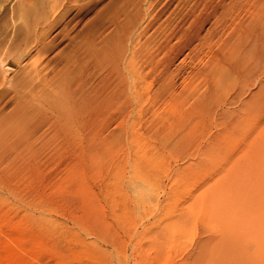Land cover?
I'll use <instances>...</instances> for the list:
<instances>
[{
    "label": "rangeland",
    "instance_id": "1",
    "mask_svg": "<svg viewBox=\"0 0 264 264\" xmlns=\"http://www.w3.org/2000/svg\"><path fill=\"white\" fill-rule=\"evenodd\" d=\"M196 1L0 0V122L20 118L16 80L32 83L43 66L40 77L58 76L74 52L84 56L77 84L94 75L106 90L93 145L20 159L0 147V264H264V55L257 77L220 75L243 33L260 37L264 0H200L197 16ZM209 94L212 114L197 115Z\"/></svg>",
    "mask_w": 264,
    "mask_h": 264
},
{
    "label": "bare ground",
    "instance_id": "2",
    "mask_svg": "<svg viewBox=\"0 0 264 264\" xmlns=\"http://www.w3.org/2000/svg\"><path fill=\"white\" fill-rule=\"evenodd\" d=\"M202 1V0H201ZM208 1V0H207ZM233 1V0H232ZM241 1V0H240ZM240 1H238L240 3ZM206 2V1H205ZM234 2V1H233ZM238 2H236V8H238L237 6H240V5H237ZM244 2V0H243ZM194 5H192V13L195 14V11L197 9L198 6H196L197 4H200V0H197L196 2H193ZM154 4V3H153ZM188 4V3H187ZM234 4V3H233ZM233 4H232V9H234L233 7ZM152 5V4H151ZM150 5V7H151ZM206 5V4H205ZM153 8V7H152ZM156 8V7H154ZM189 8V7H188ZM206 8V7H205ZM230 8V7H229ZM211 9V8H210ZM152 10V9H151ZM207 10V9H206ZM238 10V9H237ZM213 11V10H212ZM240 11V10H239ZM155 12V11H154ZM228 12V11H226ZM156 13V12H155ZM197 13V11H196ZM210 13V12H209ZM229 13V12H228ZM238 13V12H237ZM149 14V13H148ZM153 14V13H152ZM151 14V15H152ZM150 15V14H149ZM186 15V14H185ZM196 15V14H195ZM231 16L233 14H230ZM155 16V15H153ZM153 16H151L153 18ZM163 16V15H162ZM197 16V15H196ZM201 16V15H200ZM240 16V15H239ZM156 17V16H155ZM154 17V18H155ZM185 17V16H184ZM208 17V16H207ZM206 17V18H207ZM137 18V17H136ZM159 18V17H158ZM198 18V17H197ZM235 18V17H234ZM238 18V17H237ZM157 19V18H156ZM178 19V18H177ZM176 19V20H177ZM192 19V18H191ZM175 20V21H176ZM183 20V19H182ZM193 20V19H192ZM206 20V19H205ZM238 20V19H237ZM241 20V19H240ZM239 20V21H240ZM151 21H154L151 19ZM159 21V20H158ZM235 21V20H234ZM91 22V21H90ZM133 22V21H132ZM179 22V21H178ZM182 22V21H181ZM224 22H226L224 20ZM256 23L260 24V28H261V34H260V37H256L255 36V33H254V29H252V31L250 33H247V31L245 33H243V37L242 35L240 37L241 40L243 41L244 43V46H242L241 48H239L240 50V53H242V57L238 54V57H232L234 58L233 60H231L233 63L231 64H227L226 65V72L223 73L221 72V76L222 75H226V82L228 81L227 79H232L234 81H248L250 80V78H254V76L256 75V73L254 72L257 68V65L259 63V59L262 58V56L264 55V46L260 45L258 46L256 43H259V41L261 40H264V11H262V13H260V16L255 20ZM147 23V22H146ZM196 23V22H194ZM233 24L235 22H232ZM238 23V22H237ZM153 24V22L151 23ZM175 24V23H174ZM177 24V23H176ZM175 24V25H176ZM232 24V25H233ZM242 24V23H241ZM134 25V24H133ZM132 25V26H133ZM150 25V23L148 24V26ZM171 25V24H170ZM193 25V24H191ZM201 25V24H200ZM235 25V24H234ZM248 25V24H247ZM151 26H154V25H151ZM150 26V27H151ZM178 26V25H177ZM239 26V25H238ZM171 27V26H170ZM168 27V28H170ZM179 27V26H178ZM201 27V26H198V28ZM232 27V26H230ZM241 26H239L238 28H240ZM154 28V27H152ZM197 28V27H196ZM197 28V29H198ZM244 27H242L243 29ZM246 28V27H245ZM244 28V29H245ZM171 29V28H170ZM147 30H149V28H147ZM168 30V29H167ZM179 30V29H178ZM177 30V31H178ZM238 30V29H237ZM124 31V30H123ZM144 32H146V29L145 30H142ZM150 31V30H149ZM177 31H175L176 33H178ZM199 31V30H198ZM196 31V32H198ZM232 31V30H231ZM89 32V31H88ZM134 32V31H133ZM161 32V31H160ZM165 32V31H164ZM168 32V31H167ZM171 32V31H170ZM174 32V33H175ZM194 32V31H193ZM243 32V31H241ZM240 32V33H241ZM169 33V32H168ZM237 33V31H236ZM235 33V34H236ZM140 35L143 34V33H139ZM138 34V36H139ZM145 34V33H144ZM149 34V33H148ZM160 34V33H159ZM87 35V34H86ZM137 35V34H136ZM167 35V34H166ZM173 35V34H172ZM171 35V36H172ZM219 35V34H218ZM79 36V35H78ZM93 36V35H92ZM134 36V34H133ZM132 36V37H133ZM145 36V35H144ZM163 36H165V34H163ZM44 37V36H43ZM90 37V36H89ZM167 37H170V34H168ZM238 36H236L237 38ZM42 38V37H41ZM88 38V37H87ZM86 38V39H87ZM159 38V37H158ZM172 38V37H171ZM174 38V37H173ZM233 38V37H232ZM231 38V39H232ZM136 39V38H135ZM166 40V38H164ZM169 38H167L168 40ZM192 39V38H191ZM190 39V40H191ZM228 39V37H227ZM230 39V38H229ZM240 39V38H239ZM42 40L44 41V39L42 38ZM151 40V39H149ZM38 41V40H37ZM40 41V40H39ZM148 41V40H147ZM229 41V40H228ZM241 41V42H242ZM85 42V41H84ZM89 42V41H87ZM167 42V41H166ZM188 42V41H187ZM237 42V41H236ZM139 43V42H138ZM148 43V42H147ZM146 43V44H147ZM150 43V42H149ZM157 43V42H156ZM36 44V43H35ZM40 44V42H39ZM47 44V43H46ZM145 44V45H146ZM235 44V43H234ZM242 44V43H241ZM51 45V44H50ZM89 45V44H88ZM91 45V44H90ZM128 45V44H127ZM139 45V44H138ZM142 46V44H140ZM155 45V44H154ZM161 45V44H160ZM238 45V44H237ZM42 46H43V42H42ZM79 46V45H78ZM93 46V45H92ZM149 46V45H148ZM162 46V45H161ZM160 46V47H161ZM240 46V45H238ZM46 47V46H45ZM43 46V48L41 47V51L39 49V54L46 51L47 48H45ZM49 47V46H48ZM91 47V46H89ZM95 47V46H94ZM145 47V46H144ZM250 47V49L248 48ZM77 48V47H76ZM84 48V47H79V50L81 51V49ZM119 48V47H118ZM124 48V47H123ZM129 48V47H128ZM151 48V47H150ZM162 48V47H161ZM166 48V46H165ZM210 48V47H209ZM230 48V47H229ZM93 49V51H91ZM142 49H143V46H142ZM20 50V49H19ZM89 50V53L90 54H87V55H90L88 61L91 63V66L93 65L94 68H98V64L100 63V57L98 59V51L97 49L95 48H90L88 49ZM134 50V49H133ZM131 50V51H133ZM173 50V49H172ZM177 50V49H176ZM234 50V49H233ZM250 50V53H247L249 52ZM71 51V50H70ZM78 51V52H80ZM125 50H122L121 48H119L117 52V57H115V64L117 65V61L121 59V55H123L122 53H124ZM127 51V50H126ZM149 51V49H148ZM12 51H8V53H10ZM86 53L88 51H85ZM93 52V53H91ZM115 52V54H116ZM128 52V51H127ZM142 52V51H141ZM172 52V51H171ZM180 52V51H179ZM14 53V52H13ZM29 53V52H28ZM75 54H73V56L71 57L72 60L67 59V55H65V63L67 64L65 67H67L66 69H64V67L62 68L64 70V73L60 71V74L58 73V76L56 78V76H54V74L50 77L47 78V74L46 76L44 75L43 77H40L39 75H42V73L44 74L46 72L45 69H48L45 68L43 66V68L41 70H38V68H35V65L34 66V70L32 69V73H34V75L31 73V77H32V83L29 81V82H24L22 83L20 81V84L18 80H16L18 82V84L16 83V87L14 86L15 84L13 83V87L16 88V90H14V97L17 99H22L24 101H22L21 103L19 102H16L14 101L16 104H18L19 106L15 109H18L20 111L18 115H20L19 117V120H14L13 121L11 120V117L9 119L8 117V120H5L3 122H0V147H4V151H12L13 153L15 152L16 156H14L15 158H18L20 159V157H30L31 155L33 156H36L38 152L40 151H49V150H56V149H60L62 150H66V149H75V148H80L83 146V144L86 142L87 144L86 145H93V141L92 139L90 138H87V132H88V136L91 135L89 133H94V136H93V140H98V137L100 138L101 133L103 131H101V125H100V103H102L100 101L101 99V94L103 93H106L105 91L103 93H101V89L99 87V83H98V80L95 79V76L93 75V80L92 82L90 83V86H88L87 89H85L84 87H86V85H84V83L82 84H77V81H75L73 79V70L75 71H80L81 68H83V61H80V57H84V56H77L76 52H74ZM83 53V52H82ZM133 53V52H132ZM136 53V52H135ZM236 51L234 50L233 54L235 55ZM238 53V52H237ZM46 54V53H45ZM44 54V56H45ZM68 54V53H67ZM80 54V53H79ZM78 54V55H79ZM138 54V52H137ZM136 54V55H137ZM142 54V53H141ZM144 54V53H143ZM154 54V53H152ZM224 54V53H223ZM229 54V53H228ZM227 54V55H228ZM136 55L133 54V58L136 57ZM149 55V54H148ZM177 55V54H176ZM226 55V57H227ZM237 55V54H236ZM140 56V55H139ZM147 56V55H146ZM217 56V55H216ZM22 57V56H21ZM113 57V56H112ZM127 57V56H126ZM145 57V56H144ZM149 57V56H148ZM224 57V56H223ZM218 58V56H217ZM220 58V57H219ZM231 58V57H228V59ZM236 58V59H235ZM264 58V57H263ZM86 59V58H85ZM103 59V58H102ZM226 59V58H225ZM62 59H60L61 61ZM83 60V59H82ZM100 60V61H99ZM227 60V59H226ZM41 61V60H40ZM59 61V60H58ZM134 61V60H133ZM229 61V60H228ZM230 61V62H231ZM43 62V60L41 61ZM50 62V61H47V63ZM102 62V61H101ZM46 63V64H47ZM51 63V62H50ZM82 63V64H81ZM89 63V64H90ZM123 63V62H122ZM40 64V63H38ZM45 64V65H46ZM59 64V62L57 63ZM56 64V65H57ZM62 64V63H61ZM125 64V63H124ZM3 65H4V62H3ZM12 65V68L10 66ZM41 65V64H40ZM49 65V64H48ZM52 65V63H51ZM50 65V66H51ZM56 65H54V68H57L55 67ZM63 65V64H62ZM115 65V66H116ZM120 65V64H119ZM127 65V63H126ZM39 66V65H38ZM42 66V65H41ZM39 66V68L41 67ZM49 66V67H50ZM15 68L17 69V65L13 62H11L10 64H8L7 66L4 65V72H12L13 70H15ZM51 68V67H50ZM49 68L51 72V69ZM259 68V67H258ZM88 69V68H87ZM93 69V68H92ZM25 70V69H23ZM44 70V71H43ZM56 71V69H54ZM99 70V69H98ZM26 71V70H25ZM24 71V72H25ZM31 71V69L29 70ZM58 71V70H57ZM23 72V71H22ZM53 72V71H52ZM51 72V73H52ZM97 73V71H95ZM117 72V71H116ZM219 70L218 71H215L213 73V78L217 77L216 75H218L219 73ZM257 72V71H256ZM26 73V72H25ZM25 73H22L23 75H26ZM28 73V72H27ZM57 73V72H56ZM73 73V74H72ZM84 73V72H83ZM87 73V72H86ZM95 73V74H96ZM254 73V74H253ZM29 74V73H28ZM25 77V78H29V76ZM77 74V72L75 73ZM90 74V73H89ZM22 75V76H23ZM84 75V74H82ZM119 75V74H118ZM254 75V76H253ZM71 76V80L69 79ZM75 76V75H74ZM80 76V75H79ZM85 76V75H84ZM221 76L218 75V78ZM223 76V77H224ZM21 77V76H20ZM53 77V78H52ZM76 77V76H75ZM90 77V76H89ZM257 77V75H256ZM80 78H83V77H80ZM120 78V77H119ZM209 78V77H208ZM219 78V79H220ZM23 79V77L21 78V80ZM48 79V80H47ZM76 79V78H75ZM85 79V78H84ZM217 79V80H219ZM225 79V78H224ZM224 79H220V80H224ZM258 79V78H257ZM20 80V78H19ZM28 80V79H26ZM33 80H34V84H36L38 87H35L34 88V84H33ZM76 80H80V79H76ZM87 80V79H86ZM169 80V79H168ZM83 81V80H82ZM91 81V80H90ZM156 81V80H155ZM209 81V80H208ZM37 82V83H36ZM40 82V83H39ZM86 82V81H85ZM120 82V81H119ZM222 82V81H221ZM81 83V82H80ZM224 83V82H223ZM32 84V85H31ZM72 84H75L77 87L74 89V90H70V88H72ZM118 84V83H117ZM171 84V83H170ZM215 84V83H214ZM19 85V86H18ZM116 85V84H115ZM125 85V84H124ZM224 85V84H223ZM18 86V87H17ZM109 86V85H108ZM107 86V84L105 85L106 89L109 88ZM118 86V85H117ZM168 87V86H167ZM170 87V86H169ZM39 89V90H38ZM105 89V88H104ZM128 89V88H127ZM261 89V88H260ZM4 90V89H3ZM6 90V89H5ZM70 90V91H69ZM121 90H122V87H121ZM120 90V91H121ZM168 90V89H167ZM2 91V90H0ZM8 92H10L8 89H7ZM38 91V92H37ZM108 91V90H107ZM238 91V90H237ZM112 92V91H111ZM116 92H119L118 89ZM127 92V91H126ZM13 93V91H12ZM101 93V94H100ZM122 93V92H121ZM123 93H125V90H124V87H123ZM162 93V92H161ZM238 93V92H237ZM259 91H257V93L253 96V97H257ZM2 94L4 95V92L2 91ZM10 94V93H9ZM7 94V95H9ZM118 94V93H117ZM116 94V95H117ZM120 94V93H119ZM234 94V92H233ZM239 94V93H238ZM6 95V97H7ZM108 95V93H107ZM123 95V94H121ZM217 95V94H216ZM109 96V95H108ZM211 96L212 94H209L208 97L204 96L206 98V101H204L205 103L203 105H201L203 102L200 101V103L198 102L197 106L199 105L198 107V110H197V115L198 113H210L212 114L211 112V108H210V105L212 103V99H211ZM230 96V95H229ZM1 97V96H0ZM5 97V98H6ZM13 97V96H12ZM231 97V96H230ZM259 97V96H258ZM4 98V97H3ZM14 98V99H15ZM239 98V97H238ZM202 100H204L203 98H201ZM237 99V97H236ZM9 100H10V97H9ZM59 100H63L64 102H66V106L65 108H63L62 111H60V106L61 104L59 105V107L57 106L58 103H60ZM252 100V98H251ZM254 100V99H253ZM21 101V100H20ZM229 101V100H228ZM235 101V99L233 100ZM238 101V99L236 100ZM255 101V100H254ZM11 102V101H10ZM9 102V103H10ZM202 102V103H201ZM207 102V103H206ZM240 101H238L239 103ZM256 102V101H255ZM254 102V104H255ZM36 103H40L39 105V108L42 107V110L40 109H37L38 106L35 107ZM62 103V102H61ZM197 103V102H196ZM223 103V102H222ZM228 103H231L232 104V101L231 102H228ZM227 103V104H228ZM21 104V106H20ZM224 104V103H223ZM250 103H247L246 104H243L242 105V108H244V110L247 108V106L249 105ZM253 104V106H254ZM215 105V104H214ZM221 105V104H220ZM234 105H239L237 103H234ZM252 105V104H251ZM57 106V108L59 109H55V107ZM230 106V105H229ZM250 107V105H249ZM222 108V106H221ZM256 108V106L254 107ZM191 109V108H190ZM193 109V108H192ZM191 109V110H192ZM194 110V109H193ZM219 110V109H218ZM17 111V110H16ZM51 111V112H50ZM49 112V113H48ZM195 112V111H194ZM36 113V117L33 121H31L30 123H28L30 120H28L31 116H33V114L35 115ZM48 113V114H47ZM56 113V114H54ZM195 114V113H194ZM245 114V113H244ZM186 115V114H185ZM184 115V117H185ZM206 116H208V114H206ZM74 119L75 118V124L77 125V128H78V133H79V137L80 139L78 140H73L71 139V135H70V132L68 131L69 128H68V119ZM190 118V117H189ZM238 118V116H237ZM70 119V120H71ZM184 119V118H183ZM224 119V118H223ZM236 119V118H235ZM234 119V120H235ZM3 120V119H2ZM237 120V119H236ZM233 122V120H230V122ZM234 124V122H233ZM175 127V126H174ZM70 131H71V128H70ZM175 139V138H174ZM165 141V140H164ZM85 145V144H84ZM95 147V146H94ZM36 154V155H34ZM39 154V153H38ZM22 155V156H21ZM20 156V157H19ZM24 157V158H25ZM23 158V159H24ZM31 159H26L25 160V163L30 161ZM19 161V160H18ZM16 161V162H18ZM12 162V160H11ZM15 163V160L13 158V162L12 164ZM28 164H30L28 162ZM21 165V163H20ZM18 165V166H20ZM14 166V165H13Z\"/></svg>",
    "mask_w": 264,
    "mask_h": 264
}]
</instances>
